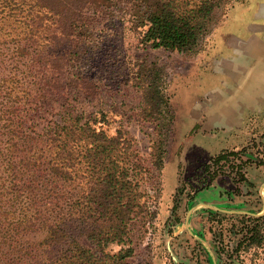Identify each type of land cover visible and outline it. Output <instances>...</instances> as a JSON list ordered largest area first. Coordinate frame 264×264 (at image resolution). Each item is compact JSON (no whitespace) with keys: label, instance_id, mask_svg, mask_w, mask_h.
I'll return each instance as SVG.
<instances>
[{"label":"rangeland","instance_id":"obj_1","mask_svg":"<svg viewBox=\"0 0 264 264\" xmlns=\"http://www.w3.org/2000/svg\"><path fill=\"white\" fill-rule=\"evenodd\" d=\"M8 1L0 0V62L3 68L21 70L16 58L21 60L23 52L18 45L39 50L46 42L40 36L33 47L23 42L21 30L30 1ZM111 3L87 12L90 34L69 68L71 75L88 78L83 86L88 98L70 92L64 108L60 103L51 110L41 108L28 126L40 132L49 124H70L83 116L81 123L90 120L109 137L123 133L130 141L139 159L133 179L142 193L143 211L132 223L127 243L112 244L107 252L132 248L126 260L130 264H264V215L249 218L246 214L264 212L262 123L248 140L247 154L253 157L245 169L253 185L233 184L240 160L228 157L219 166L213 163L223 148L233 150V137L243 136L218 127L222 120L229 124L235 105L245 101V41L252 25L264 23L260 20L264 0L223 3L191 52L146 45L142 42L145 28L134 25L127 4ZM80 56L83 61L77 60ZM14 60L15 65H10ZM139 64L143 84L134 78ZM150 83L152 91L163 97L159 109L146 102L141 86ZM157 102L156 96L153 103ZM232 194H237L233 200ZM5 227L0 223V264H37L36 249V255L26 254V261L16 260L45 236L27 235L20 239L21 246L12 247L5 242ZM81 244L95 249L89 240L82 239Z\"/></svg>","mask_w":264,"mask_h":264},{"label":"trees","instance_id":"obj_2","mask_svg":"<svg viewBox=\"0 0 264 264\" xmlns=\"http://www.w3.org/2000/svg\"><path fill=\"white\" fill-rule=\"evenodd\" d=\"M29 1L23 42L33 47L40 36L46 43L39 50L18 45L23 52L21 60L16 58L21 70L3 68L0 62V223L8 226L2 228L5 242L21 246L20 239L27 235L45 236L35 247L25 248L18 262L26 261V254L38 253L37 264H130L126 260L132 248L107 252L112 244L127 243L130 227L143 211L142 193L133 179L139 159L130 141L123 133L109 137L90 120L81 123L83 116L70 124H49L40 132L28 126L41 108L51 110L57 103L64 108L70 92L88 98L83 91L88 78L71 75L69 68L90 34L87 12L113 3ZM122 1L134 25L145 28L143 43L153 49L191 52L215 10L228 0ZM138 68L134 78L142 82V65ZM151 86L141 87L146 102L159 109L163 97ZM156 96L158 102L153 103ZM230 155L221 154L213 163ZM82 239L95 249L84 247ZM64 244H69L65 251Z\"/></svg>","mask_w":264,"mask_h":264},{"label":"crops","instance_id":"obj_3","mask_svg":"<svg viewBox=\"0 0 264 264\" xmlns=\"http://www.w3.org/2000/svg\"><path fill=\"white\" fill-rule=\"evenodd\" d=\"M264 20V19H260ZM250 34L246 37L245 90L246 98L243 104L235 105V117L229 116V124L222 120L221 127L213 125L214 129L226 131L247 127L246 114H261L264 116V23L252 25ZM232 117V118H231Z\"/></svg>","mask_w":264,"mask_h":264},{"label":"flooded vegetation","instance_id":"obj_4","mask_svg":"<svg viewBox=\"0 0 264 264\" xmlns=\"http://www.w3.org/2000/svg\"><path fill=\"white\" fill-rule=\"evenodd\" d=\"M246 120H247L248 129L244 128V126H243V128H241V129L232 130V131L236 132L238 136L240 135L239 132H241L243 134V136L241 135L238 138L237 137H233V140H234V141H232L233 142V144H232L233 146L230 145L233 150L229 151V152H227V151L225 152V151H222V150H224V148H223L221 150V152L216 156V157H218L221 154L230 153L231 155L229 156V158L234 157L236 160H240L241 161V164L237 166L238 170L236 172V177H234L233 179L231 178V180L234 182L233 184H235V185H243L244 187H246L248 185H253V182L251 183L248 180V178L246 177L247 169H245V167H247V166H249V164H251L250 160L253 157L251 154H249V155L247 154L248 140L250 139V137L253 136V133H254L255 129L259 126L258 122L262 123V125L264 126V116L261 115V114H256V115L246 114ZM237 139H240L241 141H237ZM243 143H244V146H241V145H243ZM230 146H228V147H230ZM240 146L244 147V148L242 150H240V151H237L240 148ZM246 155L248 156V159L244 160L243 158ZM216 157H214V159ZM230 162H233V161L230 160L229 163ZM220 163L221 162L214 163V166H219ZM263 192H264V189H263ZM234 195H237V194H232L231 195L230 198L232 200L235 197ZM261 198H262V200L264 202V194H262V193H261ZM248 213H253V212L250 211ZM247 217L252 218L251 216H248V215H247Z\"/></svg>","mask_w":264,"mask_h":264},{"label":"water","instance_id":"obj_5","mask_svg":"<svg viewBox=\"0 0 264 264\" xmlns=\"http://www.w3.org/2000/svg\"><path fill=\"white\" fill-rule=\"evenodd\" d=\"M246 214H248L250 216H254V217H261L264 215V212L262 214H255V213H246Z\"/></svg>","mask_w":264,"mask_h":264}]
</instances>
